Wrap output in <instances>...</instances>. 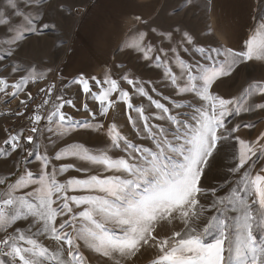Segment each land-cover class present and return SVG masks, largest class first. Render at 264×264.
I'll return each instance as SVG.
<instances>
[{
	"label": "snow or ice",
	"instance_id": "obj_1",
	"mask_svg": "<svg viewBox=\"0 0 264 264\" xmlns=\"http://www.w3.org/2000/svg\"><path fill=\"white\" fill-rule=\"evenodd\" d=\"M47 2L22 0L23 7L21 0L0 4V25L7 26L9 34L4 40L8 57L26 34L41 35L49 29L43 13ZM191 2L185 0V6ZM257 6L254 30L238 49L201 46L187 31L178 40L173 32L158 33L168 48L146 43L148 33L139 29L130 38H121L122 48L162 68L176 96L190 94L199 103L177 102L152 86L151 93L160 97L154 98L144 81L123 76L132 91L148 101L146 109L143 103L135 105L132 94L110 75L100 80L80 74L71 84L98 104V112H93L84 103L91 120L80 121L64 111L66 105H76L63 94H54V82L39 88L45 98L26 117L31 134L5 129L7 147H0V157L19 150L26 154L25 164L32 162L28 158L38 162L35 172L25 167L15 180L0 179V264H92L87 253L102 258L103 264H137L145 249L153 250L149 264H264V131L254 140L242 138L241 128L255 125L232 124L229 119L264 112V79L250 81L231 98L212 91L217 81L241 68L264 66V3L257 0ZM12 16L18 18L16 23ZM133 19L148 24L141 16ZM178 48L191 52L192 62ZM50 71L14 63L12 74L22 75L13 82L0 76V101L18 99V110L0 115L25 116L34 100L26 89L46 79ZM22 94L27 99H20ZM119 103L126 106L127 122L136 137L150 141V146L129 139L114 122L107 127L98 122V116L107 118ZM185 108L191 111H179ZM80 129L103 130L108 144L92 151L76 143L49 155L57 140ZM45 134H50L48 143L42 144ZM226 146L231 152L230 178L221 190L231 187L218 196L217 188L207 189L202 181L214 154ZM114 151L121 155L110 154ZM66 160L74 162L54 164ZM70 170L83 175L60 182L58 176ZM177 221L182 225L179 230L158 234L162 224ZM18 222L28 223L25 227ZM40 237L54 241L56 247L46 246Z\"/></svg>",
	"mask_w": 264,
	"mask_h": 264
},
{
	"label": "rangeland",
	"instance_id": "obj_2",
	"mask_svg": "<svg viewBox=\"0 0 264 264\" xmlns=\"http://www.w3.org/2000/svg\"><path fill=\"white\" fill-rule=\"evenodd\" d=\"M87 0H48L43 6V13L45 22L50 24L49 29L44 30L41 35L26 34L25 39L16 48L14 55L8 57L5 53L7 52V47L4 45L5 38L9 35L6 31L4 25H0V55L4 56L3 60H0V76L7 77L10 82L15 81L19 78L22 73L12 74L11 68L14 63H19L25 67L35 65L38 70L48 72L46 79L40 81L43 87L49 86L51 83L56 84L55 93H61L64 95L65 99H70L76 105L75 108L70 106H65L64 111L71 115L75 120H91L88 112L83 110L84 103L89 105L90 111L98 112V104L91 100V98H85L83 93L80 91L78 85L71 84L69 82H57V70L60 63L65 55L66 49L68 48L70 37L74 28V25L78 19L81 7L85 4ZM3 0H0V4ZM21 6L22 0H21ZM207 0H192L189 6H185V0H167L160 15V19H157L150 25L143 26L141 31H146L148 33L146 37V43H151L154 47H164L168 48V42L164 41L162 43V37L158 34L160 32H173L174 37L178 40L181 33L187 31L193 36L194 41L201 46L210 45L206 42L205 32H204V14L206 12ZM63 7V11H61ZM13 23L18 21V18L12 16ZM55 25V27H51ZM151 28L157 29L156 33L151 31ZM179 28L180 32H176L175 29ZM190 47V46H189ZM181 56L192 62L193 54L191 52L184 53L182 49L178 48ZM172 55L171 53L169 54ZM174 71L178 73V69L174 67ZM105 75H110L113 79H116L120 86L128 90L133 96V103L135 105L144 104L145 108H148V101L143 97L137 96L130 85L127 84L125 80L122 79L123 76L128 75L132 78H136L144 81L146 88L150 91L152 86L157 88V91L161 92L163 95L169 96L177 102L183 103H199L198 100L194 99L190 94L183 97H178L175 95V90L171 88L167 81L163 78L162 68H156L153 66L152 62L145 61L142 55L138 52H134L128 49L121 48L112 65L103 72L99 77L103 80ZM264 79V67H259L254 65L252 67H245L237 70L232 76L225 77L217 81L212 88V91L224 98H231L238 95L244 87L250 81ZM150 82V83H149ZM94 85V81L92 82ZM32 90V91H31ZM94 90L95 89L94 87ZM26 91L33 92L31 84L28 86ZM154 98L159 99L155 93H151ZM20 99H26V96L22 94ZM162 102L167 104V101ZM79 109V110H77ZM182 113L190 112V109L179 110ZM128 110L126 106L122 103L117 104L115 109H110L107 118L97 117L98 122H102L107 127L110 123H116L123 134L127 135L129 139L136 143H142L145 146H150V141L139 140L131 125L127 122ZM147 114V113H146ZM134 115V114H133ZM232 124L235 123H253L255 127L252 129L241 128L238 135L242 138L249 140H254L260 132L264 131V112H253L245 113L239 117L229 118ZM160 123V122H157ZM231 126V125H229ZM31 134V133H28ZM25 134V135H28ZM50 134H45L44 139L41 141L42 144H47V136ZM4 136L2 130H0V138ZM35 142V138H34ZM83 144L92 151L103 149L107 144L108 140L103 132L100 133L93 132L91 130L80 129L74 131L70 135L64 137L61 140H57L55 148H49V155L52 156L56 151H59L63 147L70 146L72 144ZM26 147H31L27 145ZM114 156H119L121 153L119 151H114L110 153ZM32 160L31 163L25 164L23 158H20V153H13L10 157H0V179L7 178L8 180H15L17 178L18 171L22 172L25 167L29 170L35 172L37 170L38 162H35L33 158H28ZM72 160L66 161H54V164L59 167L61 163H72ZM78 166L86 167L87 165L83 162H75ZM231 163V152L225 148L219 149L218 153L214 154V158L210 160L209 167L206 169V174L203 178V185L207 189L217 188V195L222 196L227 191L231 185H226L221 190V185H224L226 179L230 178V173L228 168ZM83 174L78 173L74 170L58 176L60 182L66 181L70 177H81ZM31 189H25L24 191H30ZM71 194V193H70ZM210 197L205 198L204 203L210 202ZM206 215H211L208 213ZM203 222V221H202ZM28 222H18V225L25 226ZM182 225L177 221L173 225L162 224L158 228V234L164 236L170 234L173 230H179ZM214 234L207 237L208 240L213 239ZM40 241L50 248H55L56 244L54 241L40 237ZM91 256L92 264H103V260L94 254L87 253ZM153 250L145 249L143 255L139 256L137 259V264H149L152 258ZM7 259V258H5Z\"/></svg>",
	"mask_w": 264,
	"mask_h": 264
},
{
	"label": "crops",
	"instance_id": "obj_3",
	"mask_svg": "<svg viewBox=\"0 0 264 264\" xmlns=\"http://www.w3.org/2000/svg\"><path fill=\"white\" fill-rule=\"evenodd\" d=\"M166 1L87 0L81 7L57 70V82L72 81L80 74L99 77L112 65L122 48L121 38L128 39L134 34L133 30L146 26L133 17L141 16L150 25L160 19ZM257 8V0H207L203 17L206 42L210 44L207 46L241 47L254 30L256 21L253 17L259 16ZM4 139L1 136L0 144Z\"/></svg>",
	"mask_w": 264,
	"mask_h": 264
},
{
	"label": "built area",
	"instance_id": "obj_4",
	"mask_svg": "<svg viewBox=\"0 0 264 264\" xmlns=\"http://www.w3.org/2000/svg\"><path fill=\"white\" fill-rule=\"evenodd\" d=\"M31 87L33 89L32 94H33L34 100L30 102V107H28L27 111L25 112V116L18 117V116H15L14 114L13 115H0V129L3 131L5 138L7 136L5 129H7L8 132H16V131H20L21 129H23L25 134L30 133L29 132L30 125L26 117L29 114H31L34 111L36 105L40 104L42 100L45 98L44 94L38 91L39 88L43 87L41 82L36 83V84H31ZM5 99H7L9 102L4 103L0 101V113H14L15 111L18 110V106H19L18 99H12L10 97L5 98ZM0 147H7V146L4 145L2 142L0 144ZM17 153H20V158L21 159L23 158L24 160V156L26 154L21 153L19 150L17 151Z\"/></svg>",
	"mask_w": 264,
	"mask_h": 264
}]
</instances>
